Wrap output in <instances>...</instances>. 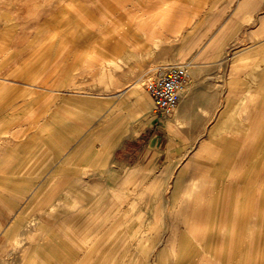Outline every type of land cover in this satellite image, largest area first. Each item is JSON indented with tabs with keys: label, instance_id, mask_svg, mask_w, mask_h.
<instances>
[{
	"label": "rangeland",
	"instance_id": "374dc122",
	"mask_svg": "<svg viewBox=\"0 0 264 264\" xmlns=\"http://www.w3.org/2000/svg\"><path fill=\"white\" fill-rule=\"evenodd\" d=\"M182 26L225 127L145 88ZM263 74L264 0H0V264H264Z\"/></svg>",
	"mask_w": 264,
	"mask_h": 264
},
{
	"label": "crops",
	"instance_id": "0c3cea01",
	"mask_svg": "<svg viewBox=\"0 0 264 264\" xmlns=\"http://www.w3.org/2000/svg\"><path fill=\"white\" fill-rule=\"evenodd\" d=\"M160 22L162 24H160ZM168 22H170V20H168V19H159L158 20V24H159V28H160L159 31L163 30V31H165V33H167L168 31L173 32V30H174L173 26L167 27V25H165ZM183 23H184V21H183ZM160 25H162V26H160ZM190 28L191 27H185V26L183 27L182 26L179 30L175 29L176 32H180V33H178L180 38H183V37L185 38V36H187L186 38L189 41L187 42V44L184 47L185 50H183L181 53H179L180 54V56H179L180 61L179 60L174 61V62L169 63L167 65V66H170V65H174V64L179 63V62H184V63L188 62V63L192 64L191 66L193 67V69H192L193 70L192 71L193 77L188 82V84L183 88L182 94L180 96V99H179L175 109H177L179 102L181 100V103H182L181 104V106H182L181 112L182 113H188V115L192 116V117H194L193 114H196V112L200 109L206 110V111H208V110L214 111L215 104H218L220 106L222 105L221 110H220L221 113L229 112V111H226V110H228V108H226V107H224V109H222L223 105L230 103L229 102V99H230V97H229L230 96L229 86H223V84H221V83L210 84L207 82V84H205L204 71H203L204 66L201 64L200 59H198V55L197 54L194 55V58H193V60H196L197 62L196 61L192 62V61L186 59V57H185L186 50L189 48H193V47L197 46L198 37L202 35L201 32L198 31V28H196V30H193L192 33H190V31H191ZM167 44H169V43H167ZM168 49L169 50L173 49V43L172 44L170 43L168 46H166V50H168ZM262 82H264V74L262 77ZM152 110H153V108H152ZM215 118L216 119H226V120L229 119L228 116H222V115H219L218 117H215ZM77 180H78V178H71L69 180L72 187H75V185L77 184ZM76 187H77V185H76ZM107 199L110 200V197L109 198L107 197ZM76 206H77V201H76V199H73V202H71L70 207L75 210V209H77ZM85 209H86V207H85ZM18 240H21V244H22V238L16 239V241H18ZM16 241L14 243L13 249H17L20 246V245L16 246Z\"/></svg>",
	"mask_w": 264,
	"mask_h": 264
},
{
	"label": "built area",
	"instance_id": "2783aa9c",
	"mask_svg": "<svg viewBox=\"0 0 264 264\" xmlns=\"http://www.w3.org/2000/svg\"><path fill=\"white\" fill-rule=\"evenodd\" d=\"M189 80L190 67L187 63L165 67L148 80L145 88L152 98L155 111L162 116L169 115L175 109Z\"/></svg>",
	"mask_w": 264,
	"mask_h": 264
},
{
	"label": "bare ground",
	"instance_id": "6f19581e",
	"mask_svg": "<svg viewBox=\"0 0 264 264\" xmlns=\"http://www.w3.org/2000/svg\"><path fill=\"white\" fill-rule=\"evenodd\" d=\"M160 24H162L161 22H160ZM160 26H162V25H160ZM191 68V70H190V73H191V75H192V69H193V67L191 66L190 67ZM263 83V84H262ZM260 89L263 91L264 90V82H262V80H261V84H260ZM137 88H139V87H137ZM255 95H257V94H255L254 93V96ZM261 95H264V94H261ZM260 95V96H261ZM257 98V97H256ZM264 101V100H263ZM232 110V109H231ZM233 110H235V108L233 109ZM232 110V111H233ZM176 111V110H175ZM225 111V110H224ZM226 111H230V109H228V110H226ZM246 112V111H245ZM219 113V112H218ZM224 113V112H223ZM177 115V114H176ZM221 115H222V113H221ZM238 115V114H237ZM245 117V116H244ZM218 121H219V119H218ZM226 121V119H222L221 120V122L218 124L219 125V127L221 128V127H225L226 125H227V123L225 122ZM216 124V123H215ZM19 245H21V240H18V241H16V246H19ZM33 260H35L34 258H31L30 259V261H28V264H34V262H32Z\"/></svg>",
	"mask_w": 264,
	"mask_h": 264
}]
</instances>
